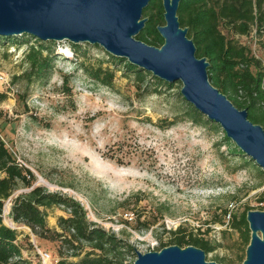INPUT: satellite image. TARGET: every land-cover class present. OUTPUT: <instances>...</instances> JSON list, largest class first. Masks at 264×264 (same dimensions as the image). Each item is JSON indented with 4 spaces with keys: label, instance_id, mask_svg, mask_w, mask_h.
Returning a JSON list of instances; mask_svg holds the SVG:
<instances>
[{
    "label": "rangeland",
    "instance_id": "374dc122",
    "mask_svg": "<svg viewBox=\"0 0 264 264\" xmlns=\"http://www.w3.org/2000/svg\"><path fill=\"white\" fill-rule=\"evenodd\" d=\"M233 37L248 45L264 66V49L255 31ZM26 39V49L38 44L35 38ZM43 42H53L55 60L49 78L41 82L20 77L26 68L19 61L24 49L0 46V74L6 79L0 86L7 94L0 102L1 136L16 160L32 172V187L74 199L88 221L129 243L135 253L158 251L159 241L168 237L166 230L180 222L204 229L230 203L237 213L264 207V201H258L264 197L260 167L253 161L245 164L248 156L229 155L221 130L187 119L186 103L178 95L180 81L170 89L162 86L160 92H136L133 78L122 75V65L105 62L109 58L101 46L77 43L88 62L102 60L116 69L110 89L85 74L79 66L82 58L68 40ZM173 119L179 120L165 125ZM32 187L17 185L4 201L2 219L16 229L24 255L36 253L42 264L39 252L49 253L47 264H56L61 257L55 245L11 219L14 199ZM46 213L48 226L60 232L57 218L69 211L54 205ZM150 221L155 223L146 226ZM211 236L219 246L205 259L218 264L234 259L238 233L223 236L217 230ZM62 251L72 264L77 261L70 256L72 250ZM135 258L130 254L125 263L133 264Z\"/></svg>",
    "mask_w": 264,
    "mask_h": 264
},
{
    "label": "trees",
    "instance_id": "16d2710c",
    "mask_svg": "<svg viewBox=\"0 0 264 264\" xmlns=\"http://www.w3.org/2000/svg\"><path fill=\"white\" fill-rule=\"evenodd\" d=\"M163 12L162 0H149L142 12L143 17L147 18L135 38L148 45L160 47L163 39L157 26L164 24ZM177 17L180 27L187 29V37L194 43L196 57L204 58L208 62L209 82L236 108L245 109L248 119L254 124H259L264 130V66L251 54L248 45L233 37L249 36L255 31L264 49V0H180ZM22 36L21 40L16 36H0L1 48L24 49L19 61L26 65V68L20 77L27 81H46L54 67L55 56L51 48L53 42H43L26 34ZM26 36L35 38L38 44L29 45L26 49L28 42ZM70 48L76 56H81L79 66L85 74L107 88L114 87L116 69L111 68L109 63L104 65L105 62H114L118 68L122 65V75L129 79L133 78L136 92H160L162 86L167 89L173 87V84L160 80L126 59L115 57L108 52L106 54L109 61L97 60L96 63H90L87 60V52L80 51V45L70 42ZM65 82L68 83V77L65 78ZM178 95L181 96L180 92ZM6 98V90L0 86V102ZM181 99L185 101L183 97ZM185 103L184 114L187 119L197 125H209L214 130H221L228 154L234 158L244 159L243 153L225 136L218 124L208 120L187 101ZM178 120L165 121V125H173ZM244 162L246 164L252 161L249 159ZM258 170L264 175V171L259 168ZM33 182L32 172L16 160L2 139L0 131V264H41L38 254L35 253L34 257L23 254L21 246L17 243L16 229L4 224L2 219L4 201L17 185L30 188ZM261 183H264V179ZM258 201L263 202L264 197H259ZM54 205H61L69 211L66 217L57 218L60 232L51 229L46 220V209ZM249 209L251 208L246 207L238 213L233 210L228 225L218 230L223 236L232 231L237 232L239 236L235 257L227 260L226 264L239 263L245 259L251 237L246 219ZM259 210H264V207H259ZM226 212L227 208L221 209V213L206 222L207 226L204 229L180 222L174 229L166 230L168 237L165 241H159L157 250L170 245L181 248L191 245L202 249L206 255L219 246V243L212 241V226L223 225ZM10 215L13 222L30 227L40 238L55 245L61 257L56 264H72V261L62 257L64 249L72 250L70 256L78 257L73 264H127L126 257L130 254L136 256L129 243L117 239L115 235L88 221L83 207L77 201L68 196L46 192L40 186L32 187L27 193L17 196L11 205ZM137 218L139 220L140 217ZM139 222L144 224L145 220ZM154 223L155 221H150L146 226ZM217 261L223 260L219 258Z\"/></svg>",
    "mask_w": 264,
    "mask_h": 264
},
{
    "label": "water",
    "instance_id": "95a60500",
    "mask_svg": "<svg viewBox=\"0 0 264 264\" xmlns=\"http://www.w3.org/2000/svg\"><path fill=\"white\" fill-rule=\"evenodd\" d=\"M180 0H162L164 24L157 30L160 47L135 36L145 20L149 0H0V36L26 34L42 41L68 40L90 43L126 59L168 83L181 82V96L208 120L218 124L236 147L264 171V130L236 108L208 80V62L195 55L196 49L180 27ZM251 231L243 264H264V210H249ZM133 264H218L205 259L202 249L177 245L158 251L136 252Z\"/></svg>",
    "mask_w": 264,
    "mask_h": 264
},
{
    "label": "built area",
    "instance_id": "2783aa9c",
    "mask_svg": "<svg viewBox=\"0 0 264 264\" xmlns=\"http://www.w3.org/2000/svg\"><path fill=\"white\" fill-rule=\"evenodd\" d=\"M9 49H12V51H15V48L14 47H10ZM5 82H6V79H5L4 75L0 74V84L1 83H5ZM233 209H234V206H233L232 203H230L228 205L227 212L224 215V224L223 225H220V226L213 225L212 226L213 227V232H216L221 227H225V226L228 225V222H229V219H230V215H231V212L233 211ZM39 254L41 256L42 264H47V262L50 260V254L49 253H45V252H39ZM50 264H52V263H50Z\"/></svg>",
    "mask_w": 264,
    "mask_h": 264
}]
</instances>
